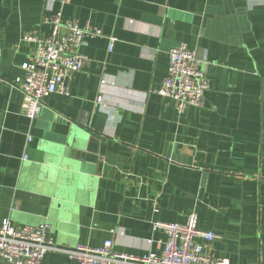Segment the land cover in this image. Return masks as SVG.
Returning a JSON list of instances; mask_svg holds the SVG:
<instances>
[{"label":"crops","instance_id":"0c3cea01","mask_svg":"<svg viewBox=\"0 0 264 264\" xmlns=\"http://www.w3.org/2000/svg\"><path fill=\"white\" fill-rule=\"evenodd\" d=\"M57 12L102 37L85 40L68 96L30 120L13 85L34 58L24 37L49 35ZM181 44L203 51L209 87L180 115L154 91ZM0 50V226L47 225L59 249L112 240L159 255L152 223L195 213L211 256L264 264V0H0ZM41 264L77 263L52 250Z\"/></svg>","mask_w":264,"mask_h":264},{"label":"built area","instance_id":"2783aa9c","mask_svg":"<svg viewBox=\"0 0 264 264\" xmlns=\"http://www.w3.org/2000/svg\"><path fill=\"white\" fill-rule=\"evenodd\" d=\"M44 21L50 27L49 35L40 39L24 37L25 41L35 44L34 58L31 63L21 65L23 74L13 84L22 94V113L30 120L37 117L45 98L52 94L68 96V81L88 63V58L80 52L85 40L102 37L101 30L96 27L63 22L60 12L46 16ZM113 46L114 39H109V52ZM168 54L167 75L154 92L173 100L180 115L187 107L201 108L209 87L207 73L203 69L207 63L203 51L181 44ZM101 102V97H98L96 103ZM197 223L195 213L188 215L184 224L153 222V231H160L167 237L162 253L129 256L114 252L112 240H106L99 248L59 249L48 236L47 225L29 228L14 226L9 220H4L0 226V259L6 264H41L43 257L55 250L68 255L77 264H229L227 260L215 258L207 252L216 236L210 231L199 230Z\"/></svg>","mask_w":264,"mask_h":264}]
</instances>
